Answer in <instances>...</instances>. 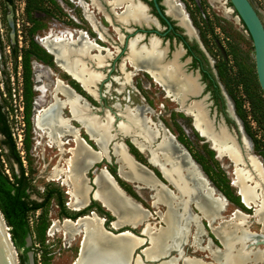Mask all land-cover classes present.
<instances>
[{
    "label": "rangeland",
    "instance_id": "obj_1",
    "mask_svg": "<svg viewBox=\"0 0 264 264\" xmlns=\"http://www.w3.org/2000/svg\"><path fill=\"white\" fill-rule=\"evenodd\" d=\"M81 1L86 4L92 20L89 19L88 12L85 11V8L77 0H34V8L29 9L28 12L24 10L25 0H0V102L6 110L10 136L19 157V162L11 157L6 138L0 133V170L10 180H12V174L18 176L22 170L23 177H25L27 201L41 199L45 193L44 187H47V184L57 185V180H52L54 175L51 173V169L54 165L66 168L64 161L69 157V155L67 157L66 150L67 147H71L72 142L69 135L61 136V148L64 152V154H61L56 145L51 143L47 136H45L46 134L37 127L36 117L40 110L49 107L53 101L55 102L54 105H57L59 113L65 118L71 117L69 119L70 124L80 128V136L86 139L94 150H98L97 145L91 139H87V134L78 125L79 122L70 112L69 105L63 93V87L59 84L60 82L68 85L88 104L94 106L95 109L93 111L96 114L101 115L103 109L113 114L116 110L113 108V105H117L119 106L117 108L118 111L124 109V106H127L131 110H138L143 120L145 119L143 116H147L154 123L156 129L159 132L162 131L160 135L163 136L161 142L158 144V148H156L157 151L154 150L157 163L160 168L163 167L162 169L165 174L171 173L175 169L172 166L174 164L172 161L173 156L177 166L188 169L192 175L200 174L197 168L200 170L208 182L207 187L209 186L208 188L214 191L204 192L207 209L214 215L219 216V219L216 218L211 223H208L201 217L199 211L194 208L193 204L189 205L191 213L198 216V222L201 228V235L198 237L200 246L209 242L213 248L221 249L228 253V248L221 247L218 240L211 233L210 228L217 225L218 221L228 219L233 209H237L241 214L245 215L244 221L240 224L241 230L245 229V231L252 233H263L264 214H256L259 206H253L251 204L249 207L241 203L239 199L240 195L236 193L237 187L233 183H230L233 178L231 162L226 157L217 158L214 156L215 150H211L208 147V143L204 142V138L199 136L198 131L193 128L191 116L184 112L170 97L166 96L165 92L146 71L135 69L131 61L153 72H158L159 77L162 79L167 80L170 78L171 80L169 79L168 81L170 85L168 90L179 93L178 99L183 97V92L190 91V86L178 78V72H181L180 66H177L178 71L172 66L164 68L157 65L147 66L146 61L155 52L157 48L156 44H150V46L140 49L141 55L135 42L130 41L128 44L129 53L126 55L122 47V40L126 32L114 27H119L117 21L114 20V16L109 17L96 14L92 11L89 0ZM178 1H180L187 12L198 40L207 54L208 59L211 61V68L214 71L216 81L222 87L225 95L231 102L233 113L240 121L243 134L248 142H245V145L248 146L247 144H249V152L260 162L264 174V152L260 150L264 148V108L259 102H256L255 98L254 81L257 82V80L254 70L251 39L228 0ZM248 1L254 8L264 30V0ZM175 2V0L171 2L164 0L165 5H169L173 10V14L171 15L179 19L182 24L187 25L180 6H177ZM127 16L128 13L125 12L118 14L117 18L123 21ZM145 18L152 21L147 16ZM95 21L103 30H97V23ZM133 26L131 25V27ZM139 27L144 26L140 24ZM147 27L152 26L149 25ZM72 29L83 30L86 33L88 41H84V44H88L89 46L87 45L85 47L92 50L91 59L100 66L105 63L100 69L97 68L104 75H107L104 80L105 85L99 84L100 94L102 95L100 99L94 98L93 96L95 95L92 96L85 90L74 76L65 70L64 66L58 65L53 60L52 55L47 53L39 43V40L47 34L56 35L59 32L62 33V31ZM158 30L163 31V27L158 28ZM126 37L131 38L134 35H126ZM160 39L163 41L162 45L168 48L169 52L174 51L177 46H180V42L170 34ZM144 42H146V38L138 41V43ZM32 44L37 45L41 49L36 58L31 50L27 51ZM23 49L27 51L25 53L29 60L32 74L29 94L32 101L31 104H28L26 110L22 108L23 98L19 82V62ZM179 53L180 51H176L173 59L167 61L175 62L174 64L179 65L175 60ZM184 56H186L185 53L180 58L182 59ZM118 62H121L119 65L120 70L118 69ZM15 65L16 68H14ZM87 66L89 65L87 64ZM87 66H84L83 61L73 60L70 68L78 78H86V74L90 72L97 75L89 81V90L91 93H94V89L91 86L99 81L102 75L96 70L89 69ZM183 66L189 70L198 72L195 65H190V59H187ZM181 75L187 76L182 72ZM205 94H207L205 101L208 104L207 107L210 109V113L216 110V117L219 114H222L224 119L226 117L229 122L227 124L233 127L238 135L233 119L226 112L227 108L225 104L222 107L223 111L220 112L210 99L208 87ZM73 95L76 96L75 94ZM250 98L254 100V103H250ZM76 99L82 102L79 98ZM58 100L62 101L59 102ZM82 103L85 104L84 102ZM59 104H63L64 106H59ZM143 122L145 123V121ZM145 124L147 125V121ZM156 124L162 127L161 131L159 127L157 128ZM96 125L98 129H103L105 133L110 128L106 124V120L96 122ZM243 125L246 131L254 137L255 146L251 143ZM117 126L120 128L121 131H119L118 127L117 130L121 134L127 135L125 133L130 131V127L123 122H119ZM166 131L173 136L175 141L168 136ZM108 139L109 134L107 133L106 140L103 142L106 158H102L96 162L97 166H104L110 172L113 179L125 190V194L147 210L148 216L145 217V220L150 226L152 225L154 228L160 227L163 225L159 218V214L163 210L162 205L151 204V197L149 196L151 192L149 189L145 187H133L131 186V182H127L118 177L115 173L118 163L112 148L115 146L120 151H124L125 154L126 151L121 143L117 141L111 143L109 151H106L105 147ZM115 139L126 144L128 153L135 160L155 172L157 174L156 176L168 188L171 190L172 188L174 189L166 178L168 183L162 178L158 168L147 161L146 151L141 152L137 150L135 146L138 145L137 143L133 142L134 147L129 143L128 138L120 136V134ZM183 148L197 166L191 163ZM159 149L164 151L163 157L166 160L159 159ZM151 150L150 158H154ZM54 152H57L56 156L53 155ZM126 155L124 159H127ZM169 160L171 162H168ZM134 183L141 184L137 181H134ZM62 187L67 189V185ZM222 192H225L227 197ZM219 197L223 201L218 199ZM26 220L28 232L25 237V249L15 250L18 264H70L72 262L77 253L81 234L79 232L71 235L63 234L60 229H54L48 233V228L53 221L59 223L54 198L51 197L46 202L44 209H42V212L38 216H36V213H29L27 214ZM259 220H263V223ZM182 222L185 223V221ZM139 227L134 229V233L137 235L138 233L136 231H139ZM7 228L9 229L8 226ZM8 229L7 231L9 232ZM193 231V226L189 225L186 244L182 245L183 254L197 259L199 258L203 262L218 264L207 256L206 251L190 245V235ZM239 235H241V232H238ZM143 240L148 246L149 243L146 237ZM246 244L248 247H246V250L250 252L256 250L264 251L263 242H247ZM234 247L238 248L239 244ZM136 252L139 253L137 250ZM171 256H175V252H170L164 258L168 259ZM182 258L183 256L180 254L179 259ZM177 264H181V260ZM231 264L238 263L235 260H231Z\"/></svg>",
    "mask_w": 264,
    "mask_h": 264
},
{
    "label": "bare ground",
    "instance_id": "obj_2",
    "mask_svg": "<svg viewBox=\"0 0 264 264\" xmlns=\"http://www.w3.org/2000/svg\"><path fill=\"white\" fill-rule=\"evenodd\" d=\"M121 1L122 0H111L112 5L119 4ZM169 1L171 2L173 0ZM80 4L85 8V11L88 12L89 19L92 20L86 4L81 1ZM176 5L179 6L178 4ZM167 9L168 13L173 14V10L169 5H167ZM126 12L128 13V16L123 20L124 22L133 20L138 23H151V21L145 18L146 15L143 11V8L136 3H132L131 7L127 8ZM182 25L185 24L183 23ZM187 26L189 27L188 24ZM79 31L78 37L84 39L85 33L82 30ZM76 33H78L77 30ZM42 44L45 45V42ZM87 49L88 47L81 48L79 49V53L82 54V52L84 53L87 51ZM162 52L163 50H160L157 47L155 52L148 57V60L146 61L147 66L157 65L163 68L172 66L177 70V66L179 65L174 64L175 62L172 63L171 61L161 60ZM75 60L81 61L80 58H76ZM131 62L136 68H143L152 73L157 81H159L166 88L167 92L170 94L172 93V95L178 99L179 93H174V91L168 90L170 86L168 81L170 78L167 80L162 79L159 77L158 72H153L148 68L139 66V64L133 61ZM71 74L75 75L74 77L85 90H87L90 94L95 95L89 90V81L96 77V74L90 72L89 74H86V78H78V76L73 72ZM178 74L176 75H178L179 80L186 82V84L190 86V91L183 92V97L187 94L195 93L197 86L193 82L192 78L181 75V72H178ZM59 84H61L63 87V93L66 97L67 104L69 105L70 112L72 113L73 117L77 119V121L81 124V126L85 129L87 134L98 147L97 151H91L77 136L76 130L67 123L68 121L62 120L58 117V109H55V112L54 109L52 110V105L38 112L36 116L37 127L41 131H46L45 133H47V137L50 140L60 144V138L64 134L72 135L74 138V145L70 149V156L65 160V178H68L71 182V195L74 198L72 206L73 208L78 209L85 202V193L87 191V187L83 179V172L92 163L99 161L102 157L106 156L103 149V142L106 140L107 133H105L103 129H98L96 122L106 120V124L110 126V120L108 115H104L102 119H99V117L95 115H91L86 105L76 99L79 98L76 97L77 95L74 96L72 91L69 90L64 83L59 82ZM119 112L125 119V123L123 122L124 124H126L128 127H130L131 124L135 125L141 136L146 141H150V139L154 136L155 131H152L149 126L145 125L143 122L144 120L142 119L138 110L124 108L119 110ZM197 115H199V112ZM118 129L121 131L119 127ZM157 131L158 130L156 129V133ZM167 134L169 137H173L169 132H167ZM162 137L163 136H161V138ZM160 141L161 139L159 142ZM112 149L118 163V176L123 180L137 181L147 185L148 187H151L154 189L156 203H161L165 206V211L159 214L160 221L163 223V225L156 227V229L152 225L150 226L148 223H145V225H143V229L141 230L143 235H145L147 242L149 243L148 246H146L141 251L144 259H146L145 261L147 263L150 261L157 262V259L160 258V256L167 254V252L173 247L176 239L181 237L186 231L187 221L184 219V217L187 218V220L194 222L195 227L193 233V244L200 247V241L198 237L201 235V228L198 222V217L196 215H189L186 202L192 201L196 209L199 211V214L204 215L210 223L216 218L219 219L217 215H214L207 209L204 192L214 191L213 189H209L207 187V183L201 177L202 175H192L188 169L178 167L177 165L174 166V164H172V166L175 169L168 174H165L164 170L162 169L163 167L160 168L165 178L172 184L177 194L182 198V201L179 205L181 206L179 209L182 211L180 213L178 206L174 203V201H176V196L173 191H168L164 187L158 185L150 176V174L142 167L131 161L129 156L126 155L124 151H120V149L115 146ZM247 149L249 150V145L247 146ZM155 150H151L154 154V158L152 157L150 160L152 163L158 164ZM125 155L127 156V159H124ZM59 173V169L56 166L53 170V175L57 176ZM95 176L96 177L93 180L94 184L96 185L94 190L95 197L96 199L100 200L104 206H107L111 213H113V217L115 218V221L113 222L114 227L119 225H133L136 227L140 225V223H143L145 217L148 216V213L144 209L125 197L121 191L113 185V183L110 181V178L103 169L96 173ZM233 184L237 187L235 183ZM250 193V191L244 190L238 194L242 197L244 205L251 204V199H255L256 197L257 200H255L260 203L256 214H264V186L257 194L253 193L250 196ZM218 199L223 201L221 197ZM244 217L245 215L241 214L239 211L234 212L233 217H231L229 220L218 221L217 225L211 227V232L214 234L216 239L223 247L228 248V253L217 248L211 249V246L208 242V254L213 258L214 261L218 262V264H231V260H235L238 264H264L263 250L251 252L246 250L247 242L264 243V229L263 233H252L245 231V229L241 230L240 224L242 221H244ZM182 221H185V223ZM259 221L263 223V220ZM78 225L81 228L83 227L84 237L81 242L79 256L73 264H141L137 257L134 259L131 257V253L136 249V247L144 242L142 238L134 237L129 233L111 236L101 230L99 219H97L95 216L79 219ZM74 227L75 225L73 223L65 220L61 229H63L65 234H74ZM58 228V223L54 222L51 231ZM238 232H241V235L238 236ZM238 244L239 247L235 248L234 246ZM181 256H183V258L179 259V252L177 255L171 256L168 259L159 262L158 264H177L180 260L181 264H212L211 262H203L199 258L197 259L194 257L185 256L182 252Z\"/></svg>",
    "mask_w": 264,
    "mask_h": 264
},
{
    "label": "flooded vegetation",
    "instance_id": "obj_3",
    "mask_svg": "<svg viewBox=\"0 0 264 264\" xmlns=\"http://www.w3.org/2000/svg\"><path fill=\"white\" fill-rule=\"evenodd\" d=\"M80 1L81 0H77V2L78 3H80ZM156 1V3L158 4V7H159V9H160V11L162 12V13H164L163 11L166 9V11H167V13H168V9H167V6L165 5V3H164V0H162V4L160 3L161 2V0H155ZM176 2V4H178L179 6H180V8H182L184 11L183 12H185L186 13V15H187V17H188V14H187V12L185 11V9H184V7L182 6V4L180 3V1H178V0H175ZM82 2V1H81ZM84 3V2H83ZM132 3H136V4H139L142 8H143V6L141 5V4H144L145 6H146V8L144 9L143 8V11H144V13H145V15L149 18V19H151L152 21H151V23H138V22H136V21H127V22H124V21H120L118 18H117V15L118 14H123V13H125L126 11H127V8L128 7H131V4ZM80 5V4H79ZM89 5L91 6V9H92V11H94V13H96V14H100V15H104V16H114V20H116L117 21V23H118V25H119V27H117V26H114V27H116L117 29L119 28V29H122V30H124L125 32H126V35H134V33L135 32H137V33H144V37L143 38H146L147 37V35L149 34V33H151V34H153V35H156L158 38H162V37H164L165 35H167V34H170V35H172V37H174V38H176L177 39V41L178 42H180V46H177V48L174 50V51H171V52H169V50H168V48H166L167 49V52H166V57H165V60L166 59H169V60H171V59H173V56L171 57V53L172 54H174L176 51H180V53H179V62L181 63V62H183L186 58H187V56H189V58H187V59H190V65H195V67H196V69L198 70V72H196L195 70L194 71H192V70H189V69H187V68H185L183 65H184V63H185V61L187 60H185L184 61V63H183V65L181 66L179 63V66H180V70H181V72L183 73V74H185V75H187V76H189L190 78H192L189 74H187V72L188 71H191V73L194 75V74H197L198 75V78H197V80H198V82H199V84H200V86H202V90H201V93L200 94H205V91H206V89H207V87L209 88V91H210V99L213 101V105H216L217 106V109L221 112V111H223L222 110V107H223V105L225 104V106H226V108H227V111L226 112H228L229 113V116L233 119V121H234V123H235V126H239V122L240 121H238V119H236V117H235V114L233 113V108H232V105H230L231 104V102L227 99L226 100V102H227V104H226V102H225V100H224V98H223V96L221 95V90L223 91V89H222V87L220 86V84L216 81V79H215V74H214V71H213V69L211 68V61L208 59V56H207V54L205 53V51L203 50V48H202V46H201V44H200V41L198 40V37H197V35H196V33H195V30H194V33H193V31H191L192 30V28L191 27H188L186 24L185 25H182L181 24V21L179 20V19H177V18H175L173 15H171L170 13H168L170 16H172L173 18H171L170 16H167V19H168V21H169V23H170V27L168 28V25L158 16V14H157V12H156V9H155V7H154V5H153V1L152 0H122L121 1V3H119V4H116V5H112V2H111V0H89ZM114 9H118V10H114ZM188 19H189V17H188ZM179 21V24L182 26V27H186L187 29H190V31H191V36H193V34H194V36L197 38V41L199 42V44H200V47H201V49L199 48V46H198V44L195 42V40L192 38V39H189L184 33H183V29L179 26V25H177L176 24V21ZM189 21H190V19H189ZM96 22V21H95ZM97 23V22H96ZM95 23V24H96ZM143 25L144 27H139V25ZM190 24H191V22H190ZM131 25H134L133 27H131ZM149 25H151L152 27H147V26H149ZM126 26H128V27H126ZM160 27H163V31H159L158 30V28H160ZM193 27V26H192ZM96 28H97V30H103L102 29V27L97 23V26H96ZM194 29V28H193ZM76 30L79 32V29H72V30H65L64 32L62 31V33L61 32H59V35H62L63 33L67 36V35H72V37H74L75 35H77V34H79V33H76ZM154 30H156V31H158L159 33H157V34H155V33H153L154 32ZM83 31V30H82ZM128 31H130V33L131 34H129L128 33ZM69 32V33H68ZM84 32V31H83ZM61 33V34H60ZM68 33V34H67ZM85 33V32H84ZM160 33H164L163 35H161ZM56 35H58V34H56ZM126 35L123 37V40H122V47H123V44H124V42L123 41H125L126 39H127V37H126ZM85 37H87V35H86V33H85ZM189 39V40H188ZM161 40V39H160ZM40 41H42V39H40L39 40V43H40ZM130 41H133V42H135V44H136V41H137V38H130L129 40H128V42H127V45L129 44V42ZM43 43V42H42ZM162 43H163V41L161 40V42H160V46H158V44H157V42H156V39L154 38V37H151L150 39H149V46H150V44H156L157 45V47L158 48H160V49H163L165 46H163L162 45ZM40 45L41 46H43V48H44V50H45V45H43V44H41L40 43ZM137 45V44H136ZM145 47H148V46H144V45H137V48L139 49V52H140V54H141V50L140 49H142V48H145ZM103 49V48H102ZM46 51V50H45ZM92 51V50H91ZM47 52V51H46ZM48 53V52H47ZM128 53H129V49L127 48V53H126V55H128ZM185 53V55L186 56H184L182 59L180 58L181 56H183V54ZM50 54V53H49ZM94 54V53H93ZM168 54H169V56H168ZM182 54V55H181ZM51 55V54H50ZM142 55V54H141ZM181 55V56H180ZM202 56V57H201ZM207 56V57H206ZM53 58V57H52ZM121 63V62H120ZM118 64H119V62H118ZM104 65H105V63H104ZM104 65H102V66H104ZM101 66V67H102ZM100 67V68H101ZM99 68V69H100ZM134 68L135 69H142L143 71H146L152 78H153V80L160 86V88L165 92V94H166V96H168V97H170V99L171 100H173L174 102H176L178 105H179V107H181L180 105L182 104L181 102H182V100H183V98L185 97H182V98H179V99H176L173 95H172V93L170 94V93H168L167 92V90H166V88L159 82V81H157V79L154 77V75L152 74V73H150L149 71H147V70H145V69H143V68H136L135 66H134ZM182 68H184V70H185V72L186 73H184L183 71H182ZM118 69H119V65H118ZM120 70V69H119ZM101 74L103 75L102 77H101V79L99 80V81H97L96 83H94L93 85H92V89H94V92L96 93V92H98L99 94H100V86H99V84H102V85H105V82H104V80H105V78H106V76L107 75H104V73L103 72H101ZM75 78V77H74ZM76 79V78H75ZM77 80V79H76ZM192 80H193V82H194V79L192 78ZM97 83H98V85H97ZM195 83V82H194ZM81 85V84H80ZM195 85L197 86V84L195 83ZM219 86L221 87V90H220V88H219ZM83 89V88H82ZM198 86H197V90H196V92L195 93H192V94H187V95H194V94H196L197 93V91H198ZM224 92V91H223ZM225 94V93H224ZM79 95V94H78ZM92 95V94H91ZM101 95V94H100ZM93 96V95H92ZM102 96V95H101ZM94 98H95V96H93ZM173 97V98H172ZM101 98V97H100ZM99 98V99H100ZM228 98V97H227ZM230 102V103H229ZM87 103V102H86ZM55 104V102L53 101L52 102V110L54 109V112H55V109H58L57 108V105H54ZM50 105V106H51ZM62 105V104H61ZM60 105V106H61ZM64 105H62V107H63ZM47 108V107H46ZM87 108L89 109V111H91V112H93V113H95L93 110L95 109L94 108V106H92V105H90V104H88L87 103ZM113 108H114V105H113ZM44 109V108H43ZM115 109V108H114ZM184 109L185 110H187L188 112H186V113H188L190 116H191V124H192V126H193V119H194V124L196 125L195 127L193 126V128L194 129H196L197 131H198V127L197 126H199L200 125V120L202 119V117H203V108H202V105L199 103V102H189V104L187 105V107H184ZM183 110V109H182ZM184 111V110H183ZM192 111H194V112H192ZM109 112V111H108ZM114 112H116V110L114 111ZM114 112H113V114L111 113V112H109V114H111V115H114ZM185 112V111H184ZM198 112H199V115H197L198 114ZM217 111L215 110V113H216ZM53 114V113H52ZM57 114H58V117L60 118V119H62V120H67L66 118H64L60 113H59V110H58V112H57ZM193 114V115H192ZM196 114V115H195ZM62 116V117H61ZM115 116V115H114ZM219 116H222V114H219ZM49 117V116H48ZM51 117V116H50ZM194 117V118H193ZM222 118H223V116H222ZM49 119V118H48ZM224 119V118H223ZM68 122V124L72 127V128H74L75 130H76V133H77V136L82 140V142L91 150V151H93L94 149H93V147L87 142V140L86 139H84L82 136H80V128L79 127H77V126H74V125H72V124H70V120H67ZM144 121H145V119H144ZM224 121L226 122V123H229L228 122V120H227V118L225 117V119H224ZM77 122V121H76ZM78 123V122H77ZM198 124V125H197ZM78 125L84 130V132L87 134V132L85 131V129L78 123ZM146 125V124H145ZM150 125H152V124H148V122H147V125L146 126H149V128L152 130V131H155L154 132V136L155 135H157V133H158V131H157V133H156V129H154V127H152V126H150ZM242 127V126H241ZM114 130V129H113ZM43 133H45L46 131H42ZM111 133H112V130L110 131ZM107 133H108V131H107ZM198 133V132H197ZM46 135L45 136H47V133H45ZM109 134V133H108ZM158 134H160V133H158ZM240 134V136H244L243 135V133L242 132H240L239 133ZM64 135H67V134H64ZM69 135V134H68ZM199 135V134H198ZM63 136V135H62ZM70 136V140H71V142H72V144H71V147H67V150H66V154H67V157H68V155L70 156V149L73 147L72 145H74V138H73V136L72 135H69ZM87 136H88V138L87 139H91V137L87 134ZM154 136L151 138V139H153L154 138ZM200 136V135H199ZM109 137H110V134H109ZM124 137H126V138H128V141H129V143H131L132 145H133V142L134 143H137L138 145H135L136 147H137V150H139V151H146V149L145 148H147V146H148V144H147V142L148 141H146L145 140V142L143 141V142H140V141H138L137 139H130V137L128 136V135H124ZM202 137V136H201ZM48 138V137H47ZM204 138V137H203ZM49 139V138H48ZM150 139V140H151ZM160 139H162L161 138V136H160ZM92 140V139H91ZM175 140V139H174ZM49 141L51 142V143H54V144H56V147H57V149H58V151L59 152H61V154H64V152L62 151V148H61V142H60V144H58L57 142H53L52 140H50L49 139ZM93 141V140H92ZM161 142V141H160ZM159 142V143H160ZM204 142H207L208 143V147H209V142L208 141H206L205 139H204ZM247 142V141H246ZM66 143H68V141H66ZM93 143L95 144V142L93 141ZM113 143H115V142H113ZM123 143V142H122ZM139 143H140V145H139ZM146 143V144H145ZM158 143V144H159ZM248 143V142H247ZM110 144L111 143H109L108 144V146H107V151H109V148H110ZM142 144H144L143 146H142ZM158 144L156 143V146H155V148H153V149H156V148H158L157 146H158ZM60 145V146H59ZM96 145V144H95ZM123 145H124V147H125V149H126V152L128 153V150H127V147H126V144H124L123 143ZM249 145V144H248ZM134 146V145H133ZM134 146V147H135ZM210 148V147H209ZM211 149V148H210ZM212 150V149H211ZM97 151V150H96ZM159 151V155H160V157H159V159L161 158V159H164V157H163V150H161V149H159L158 150ZM186 151V150H185ZM214 151V150H213ZM248 151H250V149L248 150ZM126 153V154H127ZM146 153H147V151H146ZM250 153V152H249ZM56 154H57V152H54L53 153V155L54 156H56ZM111 154V153H110ZM129 154V153H128ZM127 154V155H128ZM130 155V154H129ZM128 155V156H129ZM132 156V155H131ZM147 156L149 157L148 158V162L151 164V165H153V166H155V167H157L158 168V170H159V172H160V174H161V176H162V178L166 181V179H165V177H164V175L162 174V171H161V169H160V166L158 165V164H155V163H152L151 162V160H150V149H149V153H147ZM214 156H215V152H214ZM133 157V156H132ZM216 157V156H215ZM69 158V157H68ZM67 158V159H68ZM102 158H106V156L105 157H102ZM101 158V159H102ZM218 158V157H217ZM100 159V160H101ZM147 159V158H146ZM171 159V158H170ZM173 159V160H172ZM172 161H173V163H174V166L175 165H177L176 164V161H175V158H174V156L172 157ZM64 160V159H63ZM164 160H166V159H164ZM168 160V159H167ZM171 160H169L168 162H171ZM137 161V160H136ZM96 162H98V161H96ZM96 162H94V163H92L88 168H86L85 169V171L83 172V179H84V182H85V185H86V187H87V191H86V193H85V202L83 203V205L80 207V208H78V209H76V208H73V206H72V203H73V201H74V198H73V196L71 195V182H70V180L68 179V178H65L66 176H65V172H66V168H62V167H58L57 165H54L53 167H52V169H51V173L53 174V170H54V168L57 166L58 167V169H59V174L57 175V176H54V177H52V180L54 179V180H57V185H49V184H47L46 186L47 187H44V189H45V193H44V195L41 197V199H39V200H36V201H28L29 203H28V205L30 206L29 208H28V210H27V212H26V219H27V214H29V213H31V214H33V213H36V216H38V214H40V212H42V209H44V206H45V204H46V202L52 197V198H54V200H55V207H56V215H57V220L59 221V223H58V229H60L61 231H62V233L63 234H65V232L63 231V229H61V227H62V225H63V222L65 221V220H67V221H70L71 223H73L74 225H75V227H74V229H75V231H74V234L76 233V232H79L80 234H81V237H80V240H79V243H78V249H77V253H76V259L75 260H77V258H78V256H79V252H80V246H81V242H82V240H83V237H84V229H83V227L81 228L79 225H78V220L79 219H82V218H85V217H82V218H78L75 222H74V220H75V218H76V216H82V215H89L90 214V211H93L98 217H99V220H100V224H101V226L104 228V229H106V230H109V231H113V229H112V227H114L113 226V222L111 223V220L114 218H111L112 216L110 215V213H109V210H107V209H105V207H107V206H104V204L100 201V200H98V199H96V197H95V193L93 192V195H92V191H93V189L95 190V187H96V185L94 184V182H93V180H94V178L96 177L95 175H96V173H98L99 172V168H102V167H104V166H100V167H98L97 166V164H96ZM138 162V161H137ZM140 163V162H139ZM64 164H65V161H64ZM63 164V165H64ZM141 164V163H140ZM143 165V164H142ZM117 167H118V165H117ZM146 167V166H145ZM105 168V167H104ZM147 168V167H146ZM105 170H106V168H105ZM150 170V169H149ZM96 171V172H95ZM151 171V170H150ZM95 172V173H94ZM106 172L110 175V176H112L111 174H110V172L108 171V170H106ZM152 172V174L158 179V181L159 182H161L163 185H165V187L167 188V189H169L170 191H173L174 192V194H175V196H176V198H175V200L176 201H174V203L178 206V209L179 208H181V206H179L180 205V203H181V201H182V198L176 193V191H175V189H173L172 188V190L170 189V188H168L167 187V185L166 184H164L156 175V173L155 172H153V171H151ZM94 173V174H93ZM115 173H116V170H115ZM91 174H93V176H91ZM118 175V174H117ZM119 177V176H118ZM113 178V177H112ZM121 178V177H120ZM122 179V178H121ZM125 181H127V180H125ZM116 182V181H115ZM127 182H131L132 183V185L131 186H133V187H136V188H147V189H149L150 190V197H151V204L152 205H155V204H157V205H162V207H163V210L161 211V213H163L164 211H165V206L163 205V204H161V203H156V201H155V196H154V189H152L151 187H148L147 185H145V184H138V185H140V186H137V185H135L134 184V181H127ZM167 182V181H166ZM117 183V182H116ZM168 183V182H167ZM65 185H67V189H64L62 186H65ZM117 185L121 188V186L117 183ZM121 190L124 192V193H126L125 192V190L124 189H122L121 188ZM26 191V190H25ZM26 193H27V191H26ZM128 196V195H127ZM33 204H36V206H34V207H32V205ZM103 206H102V205ZM186 204H187V211H188V213H189V215H194V214H192L191 213V209H190V204H193V202L192 201H187L186 202ZM139 205V204H138ZM140 206V205H139ZM193 206H194V208H196L195 207V205L193 204ZM141 207V206H140ZM142 208V207H141ZM142 209H144V208H142ZM145 211H147L146 209H144ZM107 212H108V214L110 215H108L107 214ZM179 212L181 213L182 211L179 209ZM93 215H91V216H88V217H92ZM195 216V215H194ZM218 216V215H217ZM198 217V216H197ZM201 217L202 218H204L208 223H210L208 220H207V218L204 216V215H201ZM219 217V216H218ZM69 219V220H68ZM184 219H186V221H187V223H186V231H185V233L181 236V237H179V238H177L176 239V241H175V243H174V245H173V247L167 252V254H170V252H175V255H177L179 252H180V254H181V252L183 253V250H182V245L183 244H186V237H187V235H188V230H189V225H192L193 226V229H194V226H195V224H194V222L193 221H191V220H187V218H185L184 217ZM26 222H27V220H26ZM54 222H56V221H53L52 223H51V225H50V227L48 228V233H50L51 232V228H52V226H53V224H54ZM145 223H147L146 222V220H144L143 221V223H140V225H138V226H140L141 227V230L143 229V225H145ZM28 225V224H27ZM138 226H136V227H138ZM140 227H139V229H140ZM157 229V228H156ZM54 230V229H53ZM56 230V229H55ZM132 231L133 232H135V230L134 229H132ZM210 231H211V228H210ZM138 234H139V231H136ZM193 233H194V231L192 232V234L190 235V237H191V242H190V245L191 246H195L194 244H193ZM200 233H201V231H200ZM212 233V232H211ZM213 234V233H212ZM68 235H71V234H68ZM140 236H141V238L142 239H145V237H144V235H143V233L141 232V234H140ZM213 236H214V234H213ZM215 237V236H214ZM139 238V237H138ZM216 238V237H215ZM219 242V241H218ZM145 241L141 244V245H139L138 247H136V249L133 251V253H132V256H135V255H140L142 258H143V255H142V253H141V251H142V249H144L146 246H147V243H146V245H145ZM220 243V242H219ZM220 245H221V243H220ZM143 246H145V247H143ZM207 246H208V242L205 244V245H203V246H200V247H198V246H196L197 247V249H201V250H204V251H206L207 252V256H209V254H208V250H207ZM211 246V245H210ZM141 247H143L142 249H141V251L139 252V248H141ZM221 247H222V245H221ZM223 248V247H222ZM211 249H214L212 246H211ZM216 249V248H215ZM136 250L139 252V253H137L136 252ZM74 257V258H75ZM188 257H190V256H188ZM210 258H211V260H213V258L211 257V256H209ZM75 260H74V262H75ZM73 262V263H74ZM218 263V262H217Z\"/></svg>",
    "mask_w": 264,
    "mask_h": 264
},
{
    "label": "water",
    "instance_id": "obj_4",
    "mask_svg": "<svg viewBox=\"0 0 264 264\" xmlns=\"http://www.w3.org/2000/svg\"><path fill=\"white\" fill-rule=\"evenodd\" d=\"M152 1H153V5L156 9L158 16L168 25V28H169L170 23L167 19V16H170V15L167 13L166 9L163 11L164 13H162L160 11L156 1L155 0H152ZM228 1H229L230 5L232 6L233 10L235 11L237 18L241 21L242 25L244 26L247 34L249 35V37L251 39L252 48H253V62H254V70H255L256 80H257L258 86L262 92V95L264 97V30H263V27L261 25V22H260L257 14H256L254 8L252 7V5L250 4V2L248 0H228ZM160 3L162 4V0ZM141 5L143 6L144 9L146 8V6L144 4H141ZM181 11L183 12L184 10L181 8ZM183 13L185 14L187 24L189 25V27L192 28L191 31H193V33H194V29H193L192 25L190 24V21L186 15V13L185 12H183ZM170 17L173 18L172 16H170ZM176 24L179 25L183 29V33L189 39L193 38L195 40V42L198 44L199 48L201 49L200 44L197 41V38L194 36V34H193V36H191L192 34H191L190 29H187L186 27H182L179 24L178 20L176 21ZM128 33L131 34L130 31H128ZM153 33L157 34L159 32L154 30ZM160 34L163 35L164 33H160ZM143 37H144V33L135 32L134 37H131V38H137L136 44L138 46L139 45L149 46V39L151 37H154L156 39L158 46H160L161 40L156 35H152L151 33H149L146 37V42L138 43V41L140 39H142ZM87 39H88L87 37H85V39H81L80 37H78V34L75 35L74 37H72V35L66 36L64 33L62 35L47 34L45 37H42V41H40V43L42 44V42H45V46H46L45 50L52 55L53 60L58 65L64 66L65 70H67L69 73H72L70 71V65H72L73 60H75L76 58H80L81 61L84 62V66H87V64H88L89 66H87V67L89 69L96 70L100 75H102L100 70L97 69V68H100L101 66L97 65L93 61V59H91L92 53H91L90 48H88L87 51H85L86 53L85 52L82 54L79 53L80 52L79 49L84 48L85 46L88 45V44L87 45L84 44L85 43L84 41H86V42L88 41ZM129 39L130 38H127L125 41H123L124 42L123 50L126 53H127V42ZM166 52H167V49H166V47H164L163 52H162V57H161L162 61L169 60V59L165 60ZM172 56H173V54L171 53V57ZM175 60L181 66L183 65V63L185 61L184 60L183 62L180 63L179 62V56H177L175 58ZM92 64H93V66H92ZM65 65H67V68ZM118 65H120V62ZM182 71L184 73H186L184 68H182ZM187 74H189L194 79V82L197 84L199 89H198L197 93L194 95H185V97L182 100V104L180 105L181 106L180 108L183 109L185 112H188L187 110L184 109V107H187L189 102H199L202 105L203 117L201 119L200 125L197 126L198 127V134L200 136L204 137V139L209 142V147L212 150H215V156L216 157H218V158L226 157L231 162V164H232L231 173L233 175V178L231 179L230 183H235L237 185L236 193L238 194L239 192H242L244 190H248L251 192L250 196L253 193L257 194L258 192H260V190L264 186V174H263V170H262V167L260 165V162L253 155H251L249 153L247 146L245 145V142L247 141V139L245 138V136H240V134H239L240 132L243 133L240 122H239V126L238 127L236 126V130L238 132V135H237L234 128L229 126L224 121L222 116L216 117L215 111L210 113V109L207 107L208 104L205 101L207 94H200L201 90H202L201 89L202 86H200V84L197 80L198 75L197 74L193 75L191 73V71H188ZM72 76H75V75H72ZM66 87L69 90H71L73 94L77 95L81 99V101L86 104V107H87L86 101L80 95H78L76 92H74V90L72 88H70L68 85H66ZM219 88L221 90L220 86H219ZM220 92H221V95L223 96V98L226 102V100L228 99L227 96L224 94V92L222 90ZM100 97H102V96L98 92H96L95 98L98 99ZM58 101L60 102L62 100H58ZM226 104H227V102H226ZM114 108L116 109V112H114L115 116L109 114L108 110H106V109H103V112L101 115L89 111L91 113V115H95V116L99 117V119H102L104 115H108V117H109L110 128L108 130V133L110 134V137H109V139L107 141V145L105 147L106 151L108 150L107 149L108 144L116 142V141L121 143V145L124 147L123 143L120 140H117L115 138L117 137L118 134H120V136H124V134H121L117 130V124L119 122L125 123V119L122 117L120 112L117 110V108H119V106L114 105ZM123 108L130 109L127 106H124ZM143 117L145 118V123L147 121L148 124H152L153 125L152 127H154V129H156V127L154 126V123L147 116H143ZM70 118H66V119L69 120ZM236 119H238V118L236 117ZM192 123H193V126L195 127L194 119H193ZM156 125H157V128L159 127V129L161 131L162 127L159 124H156ZM113 129H114V132L111 133L110 131ZM158 133H160V134H158ZM158 133H157V135L154 136L153 139H151L150 141L147 142L148 146H147V148H145L147 153H149V149L155 148L156 143L159 142L160 135H161L162 131L161 132L158 131ZM127 135L130 137V139H137L140 142H143V140H144L142 138L141 134H139L137 127L133 124L130 125V131L127 132ZM173 140H174V138H173ZM124 149H125V147H124ZM183 150H184V148H183ZM93 151H96V150H93ZM125 151H126V149H125ZM185 153L187 154L188 159L191 161V163H193L195 166H197L196 163L190 158V156L188 155V153L186 151H185ZM129 157L136 165L142 167L145 171H147L158 185H160V186L164 187L166 190L170 191L169 189H167L165 187V185H163L161 182L158 181V179L152 174V172L148 168H146L144 165L137 162L131 155H129ZM148 158L149 157L147 156V160H148ZM101 169H103L105 171V173L108 175V177L110 178V181L113 183V185L117 189H119L125 197L130 199L136 205H138L136 202H134L129 196H127L121 190V188L117 185V183L112 178V176H110L106 172L104 167L99 168V171ZM197 170L202 175V173L200 172V170L198 168H197ZM116 174H118V168L117 167H116ZM201 177L208 184L206 178L203 175ZM134 184L137 186H140L137 183H134ZM93 192H94V189L92 191V195H93ZM239 199H240V202L243 203L241 196H239ZM255 199H256V197H255ZM255 199L254 198L251 199V201H252L251 204L253 206H255V205L259 206L260 203L256 201L257 199L256 200ZM251 204H247L245 206L250 207ZM105 209L110 210V209H108V207H105ZM234 212H238V210L233 209L232 212L230 213L231 216L228 219H223V220L224 221L229 220L231 217H233ZM109 213L113 217V213H111V211H109ZM91 215H93V216L97 217V219H99V217L93 211H90L89 215L86 214V215H82V216H76L74 222L78 218L88 217ZM114 221H115V218H113L111 220V223ZM99 225H100V228L102 231H104L105 233H107L111 236H116V235L123 234V233H129L130 235H132L134 237L141 238V236H140L141 227L139 229V234L137 235L132 231V229L136 228L133 225H119L117 227H112L113 231H109V230L104 229L100 224V220H99ZM7 229L8 228L5 224V221L2 217V214L0 213V264H18L17 258H16L15 248L13 246L11 239H10V234L7 231ZM143 247H145V246H143ZM143 247L139 248V252L141 251V249ZM132 253H131V257L133 259L137 257L141 264H153V263L158 264L159 262L166 260L164 257L168 256V254H165L163 256H160V258L157 259L158 260L157 262L150 261L149 263H147L145 261L146 259L142 258L140 255L132 256ZM75 259H76V257L72 260V262L70 264H73Z\"/></svg>",
    "mask_w": 264,
    "mask_h": 264
},
{
    "label": "trees",
    "instance_id": "obj_5",
    "mask_svg": "<svg viewBox=\"0 0 264 264\" xmlns=\"http://www.w3.org/2000/svg\"><path fill=\"white\" fill-rule=\"evenodd\" d=\"M34 0H25L24 10L28 12L29 9L34 8ZM28 50H31L32 54L35 58L38 56L39 47L37 45L32 44ZM26 50H22L21 52V60L19 62V82H20V90L23 98V109H27L28 104H31L32 99L29 97L31 90V69L29 65V60L27 59V55L25 53ZM26 51V52H27ZM42 52H44L42 50ZM45 53V52H44ZM202 57V56H201ZM16 68V65L14 66ZM254 92L256 102H259L260 105L264 108V99L262 92L257 84L254 81ZM250 103H254V100L250 98ZM27 121V119H26ZM25 121V122H26ZM260 121V120H258ZM243 128L246 134L249 136L251 143L255 146L254 137L246 131L244 125ZM0 133L6 138L8 143V148L10 155L13 159L19 162V157L15 151L14 143L11 139L9 127H8V116L6 114V110L4 105L0 102ZM264 152V148L260 149ZM192 155V154H191ZM12 180L2 171L0 170V213L5 221V224L9 227L10 239L13 243L15 250H23L25 249V237L28 232V225L26 222V212L30 207L27 201V193H26V185H25V177H23L22 170L20 174L17 176L12 174ZM225 197L227 194L222 192ZM36 206L33 204L32 207ZM108 214V212H107ZM109 215V214H108ZM110 216V215H109ZM112 218V217H111Z\"/></svg>",
    "mask_w": 264,
    "mask_h": 264
},
{
    "label": "crops",
    "instance_id": "obj_6",
    "mask_svg": "<svg viewBox=\"0 0 264 264\" xmlns=\"http://www.w3.org/2000/svg\"><path fill=\"white\" fill-rule=\"evenodd\" d=\"M214 261V260H213ZM216 262V261H215Z\"/></svg>",
    "mask_w": 264,
    "mask_h": 264
}]
</instances>
